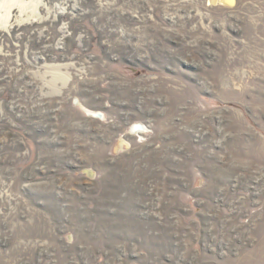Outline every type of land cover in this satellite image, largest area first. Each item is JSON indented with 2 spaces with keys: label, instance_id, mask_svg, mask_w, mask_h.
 Returning <instances> with one entry per match:
<instances>
[{
  "label": "rangeland",
  "instance_id": "rangeland-1",
  "mask_svg": "<svg viewBox=\"0 0 264 264\" xmlns=\"http://www.w3.org/2000/svg\"><path fill=\"white\" fill-rule=\"evenodd\" d=\"M0 264H264V0L12 6Z\"/></svg>",
  "mask_w": 264,
  "mask_h": 264
},
{
  "label": "bare ground",
  "instance_id": "bare-ground-1",
  "mask_svg": "<svg viewBox=\"0 0 264 264\" xmlns=\"http://www.w3.org/2000/svg\"><path fill=\"white\" fill-rule=\"evenodd\" d=\"M39 0H31V1H26V0H0V8H4V13H0V26L2 25L3 27H7V24L10 21V9L12 6H17L21 12L26 11L27 8L29 7H34V5L37 3ZM236 0H208V3L214 6H225V7H233L235 5ZM88 112H93V111H88ZM99 115V114H98ZM100 117L103 118V114L99 115ZM143 126H138L136 129V132L142 131ZM144 131V130H143Z\"/></svg>",
  "mask_w": 264,
  "mask_h": 264
}]
</instances>
